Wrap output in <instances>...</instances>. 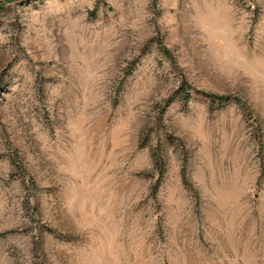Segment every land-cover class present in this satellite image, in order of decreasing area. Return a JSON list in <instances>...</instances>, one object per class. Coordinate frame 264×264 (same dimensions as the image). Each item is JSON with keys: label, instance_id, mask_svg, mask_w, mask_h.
I'll use <instances>...</instances> for the list:
<instances>
[{"label": "rangeland", "instance_id": "1", "mask_svg": "<svg viewBox=\"0 0 264 264\" xmlns=\"http://www.w3.org/2000/svg\"><path fill=\"white\" fill-rule=\"evenodd\" d=\"M0 264H264V0H0Z\"/></svg>", "mask_w": 264, "mask_h": 264}]
</instances>
